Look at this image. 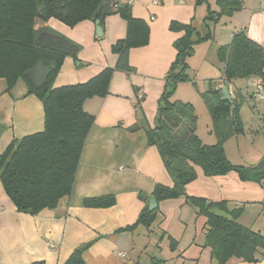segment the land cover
I'll return each instance as SVG.
<instances>
[{"label": "crops", "instance_id": "1", "mask_svg": "<svg viewBox=\"0 0 264 264\" xmlns=\"http://www.w3.org/2000/svg\"><path fill=\"white\" fill-rule=\"evenodd\" d=\"M113 1L129 3L132 16L148 25L149 42L129 51L130 71H114L106 96L84 102L83 110L94 117V122L67 199L61 200L56 209H45L34 216L18 213L0 182V264L41 261L64 264L75 249L86 244L90 246L83 254L85 264H215L210 248L205 246L206 217L198 215L185 197L156 202L158 212L149 227L138 224L131 230L125 228L136 224L155 185L172 186L157 150L148 146L145 134L146 128L154 127L158 103L167 86L166 76L176 57L173 44L184 34L170 31V23L191 24L200 37L210 33L211 37L197 43L193 55L187 59L188 68L194 71L205 65L213 67L208 80L215 83L208 84L203 92L195 84L201 96L211 87L219 91L229 84L223 78V64L217 51L228 45L235 33L244 32L264 49V0H240V11L217 22L204 21L209 10L219 12L217 0ZM100 27L102 36L97 37L95 23L91 21L70 28L55 19L37 18L38 35H55L78 47L75 57H65L53 88L86 83L104 69L115 67L118 57L111 47L125 37L126 23L112 13ZM193 39L197 40V36ZM205 49L212 57L210 62L203 55ZM197 56L198 66L194 63ZM230 86L237 103L239 92ZM137 92L143 95L140 102L136 99ZM174 96L180 98L176 89ZM0 126L1 136L7 129L5 126H11L8 144L13 139L42 132L41 102L24 92H19L18 97L7 93L6 83L0 79ZM197 172V180L185 187L186 196L208 202L223 201L227 212L236 209L230 210L229 199H219L221 196L244 202V195L252 197L260 193L259 184L242 182L235 173L204 177L200 170ZM106 195L115 197V205L109 208L82 205L85 199ZM263 197L264 192L262 200ZM213 212L229 217L227 212L216 209ZM226 264L253 263L233 258ZM254 264H264V258Z\"/></svg>", "mask_w": 264, "mask_h": 264}, {"label": "trees", "instance_id": "2", "mask_svg": "<svg viewBox=\"0 0 264 264\" xmlns=\"http://www.w3.org/2000/svg\"><path fill=\"white\" fill-rule=\"evenodd\" d=\"M202 1V0H199ZM108 3L113 14L126 23L125 37L115 42L111 52L118 59L114 68H106L83 84L53 88L54 80L66 55L51 52L35 45L38 37L37 14L43 21L55 19L73 28L84 21L102 23L106 17L101 9ZM219 12L208 11L204 21L217 22L223 16L240 11V0H217ZM169 30L183 32L174 42L176 57L166 76L167 86L160 97L153 128H146V140L154 147L172 186L155 185L152 197L156 202L185 197L197 209V214L206 217L205 246L211 250L215 264H226L230 259L258 263L264 258V236L252 231L236 220L242 209L227 212L225 202H208L203 198L188 197L185 187L196 181L197 170L204 177L223 176L235 173L240 181L260 184L264 179V156L253 166H237L227 159L223 144L241 130L238 105L232 106L219 99V91L210 88L201 94L207 107L212 132L217 137L215 145H205L196 134L197 116L191 103L171 100L179 82H191L187 75V59L193 55L197 43L211 36L200 37L191 24L171 22ZM148 25L131 14L129 3L113 0H0V79L10 93L19 81L28 88L26 95H34L44 114L42 132L14 139L0 155V182L7 197L18 213L37 215L42 210H54L61 200L72 191L80 156L93 125L94 117L83 110L88 99L107 95L114 71L129 72L128 53L149 42ZM197 40H194V36ZM76 50L78 47H75ZM223 64V78L231 84L234 80L261 76L264 69V49L250 40L244 32L233 35L231 42L217 51ZM41 63L48 70L45 84L33 88L24 77V72ZM195 85V83H193ZM2 127L0 126V132ZM135 130V129H132ZM112 195L85 199V208H109L115 205ZM264 206V197L262 200ZM227 212L229 217L213 210ZM158 208L148 211L145 206L139 213L136 224L149 227L155 220ZM86 244L75 249L64 264H85L83 254ZM32 264H44L33 262Z\"/></svg>", "mask_w": 264, "mask_h": 264}, {"label": "rangeland", "instance_id": "3", "mask_svg": "<svg viewBox=\"0 0 264 264\" xmlns=\"http://www.w3.org/2000/svg\"><path fill=\"white\" fill-rule=\"evenodd\" d=\"M203 53V55L207 57L210 62L212 57L208 54V50L205 49ZM214 58L215 57H213V60ZM194 63L198 66V56L194 58ZM205 66L207 67L198 71L188 68L187 75L189 76L191 82H179L175 89L180 98H177L173 94L171 100H180L184 103H192L195 108L196 116L198 117L196 134L201 138L203 143L215 144L217 142V137L211 131L212 121L209 111L204 105L202 97L197 93L195 89L196 85H193V82L195 81L196 83H194L197 84L199 91L203 92L207 88L208 84L215 83V80H208V78L213 75L212 72L214 71L211 69L213 67L211 65ZM207 68H210L211 71ZM184 83H189L190 85H186ZM254 84L255 78L239 79L231 82L233 88L239 92L238 98L236 97V104L238 105V116L241 124V130L237 135L227 140L224 144V149L230 163L237 166H253L258 163L261 157L264 156V98L262 97L264 95L258 96L255 94ZM54 85L55 84L53 83L52 87H54ZM27 88L28 87L23 84V82L19 81L10 93L11 95L18 97L19 92L26 93ZM5 127L7 129L2 132L5 133L2 136L0 135V152L3 150L5 151L8 145L14 140L13 139L8 144L10 141L8 137L10 135L11 126ZM259 191V194L253 195L252 197L244 195V202H233L234 200L232 198L224 196H221L219 199L222 197L229 199L227 201V205L230 210L239 208L242 209V213L236 221L252 231H259L260 234L264 236V207L261 203V198L264 192V179L259 184ZM235 203H237L236 206H234Z\"/></svg>", "mask_w": 264, "mask_h": 264}, {"label": "water", "instance_id": "4", "mask_svg": "<svg viewBox=\"0 0 264 264\" xmlns=\"http://www.w3.org/2000/svg\"><path fill=\"white\" fill-rule=\"evenodd\" d=\"M102 15H111L113 12L108 3H104L101 9ZM38 19L42 20V16L37 14ZM95 34L97 37L102 36V30L100 27V21L97 19L95 22ZM35 45L42 49L49 50L51 52L60 53L69 57L76 56V48L67 42L65 39L51 34H39L35 40ZM48 75V70L41 63L35 67L30 68L24 72V77L28 83L35 89L42 87ZM219 99L222 102H227L232 106L233 98L230 84L222 86L218 93ZM147 209L153 211L157 207V203L154 197L147 198Z\"/></svg>", "mask_w": 264, "mask_h": 264}, {"label": "built area", "instance_id": "5", "mask_svg": "<svg viewBox=\"0 0 264 264\" xmlns=\"http://www.w3.org/2000/svg\"><path fill=\"white\" fill-rule=\"evenodd\" d=\"M255 94L258 96H262L263 91H264V69L262 71L261 76L255 78ZM136 99L138 102L142 101L143 95L141 92L136 93ZM123 256V254H120Z\"/></svg>", "mask_w": 264, "mask_h": 264}]
</instances>
